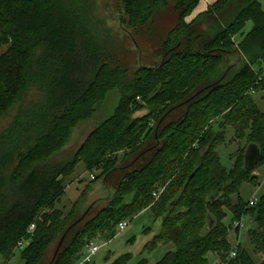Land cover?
I'll return each instance as SVG.
<instances>
[{
    "label": "trees",
    "instance_id": "trees-1",
    "mask_svg": "<svg viewBox=\"0 0 264 264\" xmlns=\"http://www.w3.org/2000/svg\"><path fill=\"white\" fill-rule=\"evenodd\" d=\"M200 1L120 0L121 25L135 30L152 24L170 2L177 13L162 63L140 66L129 76L111 64L90 0H0V46H7L0 55V118L15 108L0 134V255L10 259L24 241V264H49L66 230L85 214L51 263L79 264L92 238L110 240L124 218L149 208L162 224L145 248L170 247L153 263L143 258L135 264H211L212 252L224 264H256L240 241L231 247L229 229L253 219L257 227L249 235L256 251L264 252V194L254 205L240 195L243 182L257 185L245 167L250 145L260 152L254 170L264 165V110L255 101L264 90V10L260 0H217L192 17ZM248 22L251 30L243 34ZM234 53L239 61L227 65ZM31 88L39 95L28 99ZM201 89L177 118L168 119L175 109L165 116L156 137L161 118ZM112 90L120 95L114 113L87 136L72 161L48 164ZM136 99L144 104L131 109ZM141 110L145 114L135 116ZM229 127L243 142L230 169L218 151ZM128 144L136 149L126 167L145 154L150 158L125 175L103 208L78 215L82 198L68 214L57 207L80 162L92 171L106 150ZM118 168L111 166L105 176ZM228 213L231 224L224 221ZM208 216L215 224L206 232ZM234 249L236 256L229 257ZM130 259L125 254L110 264Z\"/></svg>",
    "mask_w": 264,
    "mask_h": 264
},
{
    "label": "rangeland",
    "instance_id": "rangeland-1",
    "mask_svg": "<svg viewBox=\"0 0 264 264\" xmlns=\"http://www.w3.org/2000/svg\"><path fill=\"white\" fill-rule=\"evenodd\" d=\"M90 1L95 5L91 13L93 22L102 37L107 38V44L105 45L111 57V64L126 68L128 75L132 76L140 66L157 67L162 63L164 59L162 51L164 41L169 31L177 23V13L174 10L173 2H170V5L165 11L160 12L155 17L152 24L135 30L121 25L120 19L123 12L121 11L120 0ZM260 1L264 10V0ZM251 27L252 23L248 22L243 30V34H247L251 30ZM240 38L241 34L236 38V41L237 39L240 40ZM6 49L7 46H0V55H2ZM237 61H239L238 55L234 53L229 56L227 65H231ZM255 70L258 72L259 68L255 66ZM29 92L28 99L36 98L39 95L34 88H31ZM119 97L120 95L117 90L110 91L105 101L96 107L95 112L87 120H84L74 128L66 145L60 151L56 152L47 163L51 164V166H58L65 162L72 161L87 136L96 129L101 122L114 113L119 102ZM255 101L259 107L264 110V90H261V92L255 95ZM140 104L144 103L141 102L140 99H136L135 102L132 101L130 108L132 109ZM184 108L185 107H179L175 109L168 116V119L173 120L177 118L179 114L184 111ZM14 114L15 108L0 118V134L11 124ZM144 114L145 110H141L136 113L135 116H142ZM212 121L211 119L209 123ZM139 126L141 127L142 125L139 124ZM241 144H243V142H240L234 137V131L229 127L225 143L218 147L221 163L228 169L233 166L235 160L233 154L240 149ZM147 145L148 144H145L144 147H147ZM135 149L134 145L128 144V146L114 151L106 150L104 157L92 171H88L85 164L80 162L76 166L75 172L65 181L66 191L57 207L64 210L65 214H68L74 202L82 198L78 203L79 207L76 209L78 210V215L83 214L92 207L91 216L96 214L106 205L107 200L113 195L125 175L135 168L142 167L147 160H149L150 154L141 155L142 157L139 156L141 158L133 167H126L125 165L130 161L128 158ZM113 165L120 166V168L105 176V173ZM92 174L95 175L96 179L92 178ZM253 175L256 176L257 180L261 181L262 184H260L261 186L258 188L253 182H243L240 187V195L244 201H248L253 194L257 197L264 194V165L253 170ZM161 192L162 190L158 193V196ZM231 219L232 216L228 213L224 221L226 224H231ZM123 220L128 221L127 228L124 231L118 229L116 235L110 240L102 238L101 236L94 237L90 240L102 243L105 242L101 250L91 258L90 262L92 264H110L117 257L125 254L131 255L128 264H135L143 258L153 263L162 256L164 250L170 247V244H165L161 248L159 247L153 250L145 248L146 244L159 232L162 224L161 219H155L151 209H145L137 216L130 219L124 218ZM256 227V223H254L251 218L245 219L240 232H237L232 224L229 229V242L231 247L234 248L239 240L244 248L250 252L252 261L259 264L264 260V252L256 251L252 237L249 235L250 230ZM89 243L85 246V254ZM54 247L55 246L50 247V253H53ZM21 256L22 250L17 248L14 255L8 260L3 255H0V264H24ZM208 258L211 264H220L221 262V255L217 252L208 253Z\"/></svg>",
    "mask_w": 264,
    "mask_h": 264
},
{
    "label": "water",
    "instance_id": "water-1",
    "mask_svg": "<svg viewBox=\"0 0 264 264\" xmlns=\"http://www.w3.org/2000/svg\"><path fill=\"white\" fill-rule=\"evenodd\" d=\"M179 45H180V44H179ZM204 89H206V88H204ZM204 89H201L199 92H197V93H196L195 95H193L192 97L188 98V99L185 100L184 102H182V103H180V104L174 106L172 109H170V110H169V111H168V112H167V113L161 118V120H160V122H159V124H158V126H157V128H156V137H157V133H158V127H159L160 123L163 121V119L165 118V116H166L167 114H169L171 111H173L174 109H177V108H179V107L185 105L186 103L190 102V101L193 100L194 98H196L200 93L203 92ZM259 155H260L259 148H258L256 145H250V146L247 148V151H246V154H245V158H246V160H245V167H246L247 170H249V171H253V170H254ZM84 216H85V214H84L80 219H78L77 221H75V222L70 226V228H68V230H66V232H65L64 235L62 236V238H61V240H60V242H59V244H58V246H57V249H56V251H55V253H54V256H53V258H52V260H51V262H50L49 264H51V263L55 260L57 254H58V252H59V250H60V247H61V245H62V243H63V241H64V239H65L67 233H68L69 230L71 229V227H73L74 225L78 224V223L83 219ZM214 224H215V221H214L210 216H208V222H207V226H206V228H205V231L207 232V231H209L210 229H212L213 226H214ZM262 264H264V262H263Z\"/></svg>",
    "mask_w": 264,
    "mask_h": 264
},
{
    "label": "built area",
    "instance_id": "built-area-1",
    "mask_svg": "<svg viewBox=\"0 0 264 264\" xmlns=\"http://www.w3.org/2000/svg\"><path fill=\"white\" fill-rule=\"evenodd\" d=\"M92 176V178L94 179L95 178V175H91ZM257 199H258V197H253L250 201H249V203H250V205H254L256 202H257ZM244 225V223H243V220H240V221H237L236 223H235V226H234V228H236V227H242ZM127 226H128V221H121L119 224H118V229L120 230V231H124L126 228H127ZM34 228H35V225L34 224H32L29 228H28V230H27V232L28 233H32L33 232V230H34ZM239 241V240H238ZM25 242L24 241H21V242H19V244H18V248H23L24 246H25V244H24ZM104 244H105V242H96V241H91L89 244H88V249H87V252H86V254H85V256H84V258H83V260H82V264H84L85 262H90L91 261V258L93 257V256H95L100 250H101V248L104 246ZM236 254H237V252H236V250L234 249V250H232V252L230 253V255H229V257H235L236 256ZM220 264H224L222 261L220 262Z\"/></svg>",
    "mask_w": 264,
    "mask_h": 264
},
{
    "label": "crops",
    "instance_id": "crops-1",
    "mask_svg": "<svg viewBox=\"0 0 264 264\" xmlns=\"http://www.w3.org/2000/svg\"><path fill=\"white\" fill-rule=\"evenodd\" d=\"M215 1H217V0H201L199 6L197 7V9H196V11L194 12V14L192 15V17L195 16V15H197V14L200 13L201 11L206 10V8H207L210 4L214 3ZM260 184H262V182L259 181V180H257V186H258V188L261 186ZM253 197H257V196H255V194H253V195L249 198L248 201H250ZM79 264H82V261H81Z\"/></svg>",
    "mask_w": 264,
    "mask_h": 264
}]
</instances>
